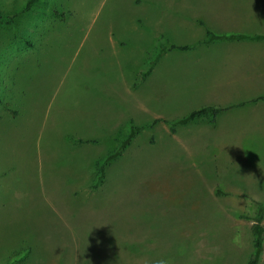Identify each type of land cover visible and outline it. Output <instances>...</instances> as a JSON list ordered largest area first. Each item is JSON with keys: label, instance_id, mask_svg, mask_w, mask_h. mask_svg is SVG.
Listing matches in <instances>:
<instances>
[{"label": "rangeland", "instance_id": "1", "mask_svg": "<svg viewBox=\"0 0 264 264\" xmlns=\"http://www.w3.org/2000/svg\"><path fill=\"white\" fill-rule=\"evenodd\" d=\"M29 1L0 0L14 17L0 24V264H245L264 136L245 147L243 119L215 133L207 120L167 124L211 104L208 88L234 87L226 54L173 50L135 79L157 40L201 37L200 0H37L26 11ZM203 1L210 14L264 18V0ZM262 54L247 58L257 72ZM128 122L141 131L91 191L92 162Z\"/></svg>", "mask_w": 264, "mask_h": 264}, {"label": "crops", "instance_id": "2", "mask_svg": "<svg viewBox=\"0 0 264 264\" xmlns=\"http://www.w3.org/2000/svg\"><path fill=\"white\" fill-rule=\"evenodd\" d=\"M190 1L193 5H195L194 0ZM216 1L225 5H227V1L234 2V0ZM237 1H239L237 2L239 4L244 0ZM253 3L258 4V0L257 2L255 0ZM199 6L204 7L205 9L197 10L196 7L195 9H192L193 12L196 13V16H192V18L197 20L196 22L203 28L204 33L198 40L186 43L189 44L188 46H192V48L188 50L190 53V60L198 56V50H203L206 51L207 54L213 55L214 49H218L214 54L222 52L226 54V59L228 58L233 70L229 71L228 67H226L224 71L226 73V77L230 75L227 77V80L235 84L233 85L234 87H229V92H216V90H218L217 88L211 90L208 88L207 92L203 91V93L210 94L212 102L208 106L204 107L211 106L216 108H227L226 111L217 116L216 121L213 124L214 128L211 131L215 133L220 125L225 126L226 124H231L233 122H237L239 119H243V121L247 122L245 131L242 132L240 129V125L243 121L235 130L240 132V136H244L243 143L246 144L245 147L250 148L251 146L245 141L246 139L250 140L249 136H264V70L257 72L255 68H250L252 60H247V58L251 53H263L260 56V60L264 59V41L231 40L213 42L205 45L203 44V40L206 38V30L218 35L241 34L245 36H264V18H261L260 14H251L249 16L251 18L229 15L224 16L222 15L226 14L224 13V10H217L218 13L213 12L210 14L208 13L207 6L203 0L199 1ZM256 6L264 7V5L259 4ZM199 13L201 15H199ZM255 62L256 67L264 66V61H261V65L259 60ZM224 71L222 68L221 81L225 76ZM192 80L193 78L191 77V81ZM230 130L233 131L234 128ZM228 136L234 135L232 133Z\"/></svg>", "mask_w": 264, "mask_h": 264}, {"label": "trees", "instance_id": "3", "mask_svg": "<svg viewBox=\"0 0 264 264\" xmlns=\"http://www.w3.org/2000/svg\"><path fill=\"white\" fill-rule=\"evenodd\" d=\"M37 0H30L25 10L29 11L31 5ZM14 17L0 13V24L10 25L13 22ZM231 40H257L264 41V36H245L241 34H226L218 35L209 30H206V38L203 40V44L207 45L213 42L231 41ZM192 46H176L170 44L165 38L157 40L153 47L146 53L143 63L135 75L136 83L142 84L146 81L150 75L154 66L159 60L167 53L173 50L188 51ZM227 108L216 107H201L193 110L187 115L167 122L169 128L174 132L175 127L179 125H185L190 122H198L200 120H207L209 123L214 124L219 114L226 111ZM141 131L140 127H137L133 122H128L125 128L120 132L119 136L115 138V146L107 151L102 156L96 158L90 168L91 180L89 183V189L91 191H97L104 183L106 168L110 163L117 160L125 149L131 144L132 140ZM64 140L68 143L82 144L83 142L78 138H72L65 136ZM252 221L251 224V236H252V252L249 255L245 264H259L261 256L264 251V203H255L254 213L248 218Z\"/></svg>", "mask_w": 264, "mask_h": 264}]
</instances>
